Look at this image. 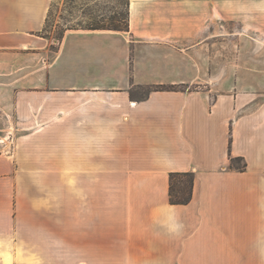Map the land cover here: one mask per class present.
Segmentation results:
<instances>
[{"label": "crops", "instance_id": "crops-1", "mask_svg": "<svg viewBox=\"0 0 264 264\" xmlns=\"http://www.w3.org/2000/svg\"><path fill=\"white\" fill-rule=\"evenodd\" d=\"M52 2L0 0V264H264V0H129L46 62Z\"/></svg>", "mask_w": 264, "mask_h": 264}, {"label": "rangeland", "instance_id": "rangeland-1", "mask_svg": "<svg viewBox=\"0 0 264 264\" xmlns=\"http://www.w3.org/2000/svg\"><path fill=\"white\" fill-rule=\"evenodd\" d=\"M129 23V0H53L47 25L41 33L48 41L45 61L51 62L58 52L66 33L77 30L124 31ZM46 61V62H47ZM34 64V62H31ZM45 65V62H43ZM13 98L6 112L0 106V155H13L26 132L18 123ZM242 166L241 163H235ZM190 190V178L178 177L173 190L174 200L186 199ZM180 193V194H179Z\"/></svg>", "mask_w": 264, "mask_h": 264}, {"label": "trees", "instance_id": "trees-1", "mask_svg": "<svg viewBox=\"0 0 264 264\" xmlns=\"http://www.w3.org/2000/svg\"><path fill=\"white\" fill-rule=\"evenodd\" d=\"M129 24V23H128ZM128 29V25H127V28H126V30ZM94 30H103V29H100V28H96V29H94ZM125 31V30H124ZM179 177V175H172L171 176V180L172 181H174V179H176V178H178ZM183 177H188V178H190V188H191V186H192V184H193V177H192V175H190V174H187V175H185V176H183ZM173 190H174V187H173ZM173 190H172V188H171V201L172 202H174V203H178V204H182V203H186V202H189V200L191 199V192H190V190H189V195H188V197L186 198V199H180V200H174V194H173ZM180 194V193H179Z\"/></svg>", "mask_w": 264, "mask_h": 264}]
</instances>
